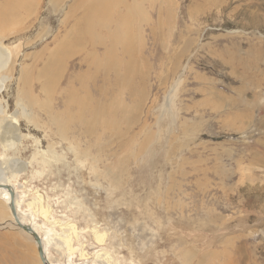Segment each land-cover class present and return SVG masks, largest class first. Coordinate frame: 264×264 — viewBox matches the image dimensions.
Listing matches in <instances>:
<instances>
[{
	"label": "rangeland",
	"instance_id": "obj_1",
	"mask_svg": "<svg viewBox=\"0 0 264 264\" xmlns=\"http://www.w3.org/2000/svg\"><path fill=\"white\" fill-rule=\"evenodd\" d=\"M37 17L77 121L24 131L6 177L54 230L52 262L264 264V0H42ZM9 210L0 197V264H40Z\"/></svg>",
	"mask_w": 264,
	"mask_h": 264
},
{
	"label": "bare ground",
	"instance_id": "obj_2",
	"mask_svg": "<svg viewBox=\"0 0 264 264\" xmlns=\"http://www.w3.org/2000/svg\"><path fill=\"white\" fill-rule=\"evenodd\" d=\"M41 2L42 0H0V148L5 152L4 156L0 155V197L9 206L11 191L14 198L16 194L15 206L20 220L23 224L32 226L40 235L48 260L56 264L48 253L54 230L46 227V233L41 234L34 224L27 222L21 211L18 192L6 177L11 164L15 166L13 179L22 170L16 160L10 161L8 152H20L23 141L31 138L24 131L31 134L37 130L47 132L49 128L52 135L64 136L67 128H72L77 121V90L72 91L67 100L68 121L61 116V109H64L65 104L61 89L64 69L61 40L55 37L51 45L42 35L34 36ZM10 97L15 104L13 112ZM39 198L42 199L41 196ZM41 209L47 218L49 209L43 205ZM9 214L14 225L12 215L10 212ZM61 228L63 234L60 240L65 244V249L72 253L76 250L72 246V238L78 234V230L75 224L62 225ZM97 240L102 241V236L97 234Z\"/></svg>",
	"mask_w": 264,
	"mask_h": 264
},
{
	"label": "water",
	"instance_id": "obj_3",
	"mask_svg": "<svg viewBox=\"0 0 264 264\" xmlns=\"http://www.w3.org/2000/svg\"><path fill=\"white\" fill-rule=\"evenodd\" d=\"M11 196H12V198H11V201L9 204V208H10L11 215H12V218L14 221V225L18 229L24 231L25 233H27L28 235H30L33 238V240L35 241V243L37 245V251H38V255H39L41 263L42 264H52L46 256L43 241H42V238L40 237V235L34 230V228L32 226L23 224L22 221L20 220V217L18 216V212H17L16 206H15L14 193L12 191H11Z\"/></svg>",
	"mask_w": 264,
	"mask_h": 264
}]
</instances>
